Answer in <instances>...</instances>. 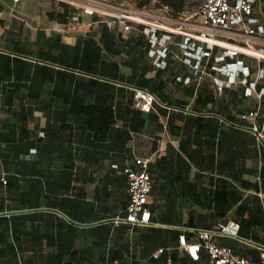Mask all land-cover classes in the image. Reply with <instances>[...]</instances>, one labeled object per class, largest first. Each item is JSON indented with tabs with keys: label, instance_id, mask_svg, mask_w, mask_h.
Masks as SVG:
<instances>
[{
	"label": "crops",
	"instance_id": "0c3cea01",
	"mask_svg": "<svg viewBox=\"0 0 264 264\" xmlns=\"http://www.w3.org/2000/svg\"><path fill=\"white\" fill-rule=\"evenodd\" d=\"M108 24L58 0H0V264H208L178 238L230 220L243 242L217 243L259 262L264 146L242 116L259 110L264 126V78L262 98L248 97L243 75L229 84L215 56L187 65L180 36L158 68L141 29ZM239 58L256 82L264 66ZM137 89L155 96L156 112L135 108ZM90 107L113 111L102 142ZM136 159L150 160L154 178L147 227L115 223ZM27 207L37 211L16 214Z\"/></svg>",
	"mask_w": 264,
	"mask_h": 264
},
{
	"label": "built area",
	"instance_id": "2783aa9c",
	"mask_svg": "<svg viewBox=\"0 0 264 264\" xmlns=\"http://www.w3.org/2000/svg\"><path fill=\"white\" fill-rule=\"evenodd\" d=\"M67 3L89 15H100L109 20V27L116 24L125 32L134 28L142 30L148 38L149 56L158 67H165L164 59L170 52L174 37L182 38L179 44L185 59L184 62L199 69L205 59H210L216 48L224 52L215 57L217 69H223L229 75V84L243 75L242 85L246 86V96L262 94L257 92V82L264 78V69L259 70L256 82H249L251 68L240 59V56L253 57L242 51L224 47V44L234 45L242 50H254L264 53V23L257 16L258 0H204L196 14V20H177L167 14L168 8H163V14L154 10L125 8L100 0H58ZM77 20V18H74ZM260 63L261 59L254 57ZM220 88L223 82H216ZM156 98L147 90L134 91V106L136 109L151 113L156 112ZM259 110L250 111L242 116L244 121H251V131L254 133L257 145L264 146V126L258 125ZM149 159H136L137 169L127 166L123 172L127 178L129 202L125 217L115 221L116 224H126L132 227H147L152 224V214L149 210V196L154 186V178L149 172ZM4 183L6 181L2 179ZM241 226L230 220L219 223L209 230L193 229L194 240L189 242L185 233L178 238V248L186 253L193 262L201 260V253L207 256L208 264H264V246L260 249V261L254 262L230 247L217 243L219 238H228L243 242L240 235ZM166 249H159L152 254V259L158 260ZM170 264V263H169Z\"/></svg>",
	"mask_w": 264,
	"mask_h": 264
},
{
	"label": "trees",
	"instance_id": "16d2710c",
	"mask_svg": "<svg viewBox=\"0 0 264 264\" xmlns=\"http://www.w3.org/2000/svg\"><path fill=\"white\" fill-rule=\"evenodd\" d=\"M153 1L157 2V8H168L167 14L173 18L181 17L184 12V0H141L138 4V9L150 10V5ZM257 16L262 18L264 23V0H258ZM87 115L90 117V129L94 138L97 141L106 140L111 127L114 124V114L111 109L90 107L86 109ZM260 128L263 124L258 122Z\"/></svg>",
	"mask_w": 264,
	"mask_h": 264
},
{
	"label": "rangeland",
	"instance_id": "374dc122",
	"mask_svg": "<svg viewBox=\"0 0 264 264\" xmlns=\"http://www.w3.org/2000/svg\"><path fill=\"white\" fill-rule=\"evenodd\" d=\"M109 4H115L121 7H125V8H134V9H138V4L141 0H100ZM185 1V5H184V12L183 14H181V17L177 18V20H181V21H188V23L195 21L196 20V14L198 13V11L200 10L202 4L204 3V0H184ZM157 2L153 1L150 5V10H154L158 13L163 14V8H157ZM106 18V17H105ZM176 19V18H175ZM224 51L222 49L216 48L215 51L213 52V58L214 56H219L223 53ZM242 57V56H241ZM212 58V59H213ZM252 63H257V59L254 57H247ZM261 65L264 66V59H261ZM4 184V182H3ZM20 194H14L13 196H17ZM14 207H19V205L14 204ZM28 206V205H27ZM28 210H20L17 211L16 214H21V212H32V211H37V209H31L29 207H27Z\"/></svg>",
	"mask_w": 264,
	"mask_h": 264
},
{
	"label": "bare ground",
	"instance_id": "6f19581e",
	"mask_svg": "<svg viewBox=\"0 0 264 264\" xmlns=\"http://www.w3.org/2000/svg\"><path fill=\"white\" fill-rule=\"evenodd\" d=\"M223 46L226 47V48H229V49H233L235 51H242V52L247 53V54H249V55H251L253 57H257V58H260V59H264V53L259 52V51L242 50L239 47H236V46L230 45V44H224Z\"/></svg>",
	"mask_w": 264,
	"mask_h": 264
}]
</instances>
